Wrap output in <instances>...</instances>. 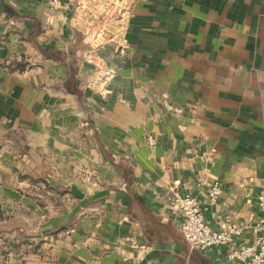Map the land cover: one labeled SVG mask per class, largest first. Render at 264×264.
Returning <instances> with one entry per match:
<instances>
[{"label": "crops", "instance_id": "1", "mask_svg": "<svg viewBox=\"0 0 264 264\" xmlns=\"http://www.w3.org/2000/svg\"><path fill=\"white\" fill-rule=\"evenodd\" d=\"M64 2L0 0V264H242L190 248L170 188L215 230L259 215L264 0H132L103 92Z\"/></svg>", "mask_w": 264, "mask_h": 264}, {"label": "built area", "instance_id": "2", "mask_svg": "<svg viewBox=\"0 0 264 264\" xmlns=\"http://www.w3.org/2000/svg\"><path fill=\"white\" fill-rule=\"evenodd\" d=\"M132 0H74L72 4L71 26L86 46L84 57L92 64V74L87 86L91 90L103 92L108 80L116 72V67L108 66L95 51L106 44H113V51L124 53V30ZM52 10H62L67 5L64 0H46ZM126 18V20H125ZM94 83V84H93ZM201 183L206 188L209 200L215 201L221 194V188L215 181ZM178 181L170 188L172 204L179 212L178 228L190 248L205 251L212 246H226L228 257L242 264H264V191L256 197L259 215L250 214L241 223H226L222 228L212 229L205 221L196 197L180 192L175 188ZM251 228L255 235L248 243L238 240ZM135 256L130 263L139 264L148 252L146 245H133Z\"/></svg>", "mask_w": 264, "mask_h": 264}, {"label": "rangeland", "instance_id": "3", "mask_svg": "<svg viewBox=\"0 0 264 264\" xmlns=\"http://www.w3.org/2000/svg\"><path fill=\"white\" fill-rule=\"evenodd\" d=\"M126 15H128V14H125L124 16H126ZM125 20H126V18H125ZM94 84V83H93ZM15 149L16 150H20V147H15ZM39 179H37V181H38ZM36 181V180H35ZM36 186H38V185H36ZM37 190V189H36ZM36 190L34 189V192L36 193ZM39 193H41V190H39ZM43 195V194H42ZM56 198V200L58 201L59 200V198L60 197H55Z\"/></svg>", "mask_w": 264, "mask_h": 264}]
</instances>
